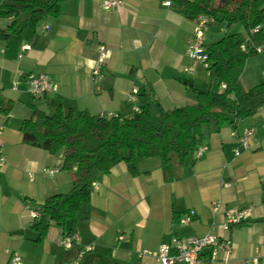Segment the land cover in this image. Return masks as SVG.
Listing matches in <instances>:
<instances>
[{
    "label": "crops",
    "instance_id": "1",
    "mask_svg": "<svg viewBox=\"0 0 264 264\" xmlns=\"http://www.w3.org/2000/svg\"><path fill=\"white\" fill-rule=\"evenodd\" d=\"M102 1L63 0L57 16L35 27L28 25L27 13L0 18V143L6 154L0 168V264H8L12 253L23 264H160L139 252L156 250L172 235L207 233L232 242L230 255L219 250L208 264H243L256 251L264 261V107L234 124L205 125L201 144L206 149L200 157L191 150L182 164L173 158L171 181H164L156 156L137 159L136 175L124 161L107 173L96 172L90 200L77 212L78 243L69 249L57 243L69 222L64 228L51 222L45 236L37 239L31 212H38L46 197L71 187L73 169L62 168V152L50 153L22 140L21 123L29 116L30 103L47 112L60 105L64 112L73 108L91 115L130 117L127 96L132 88L169 110L194 104L195 89L208 85H197L201 68L186 54L193 19L165 0H121L112 9L102 8ZM208 27L207 43L208 34H215L213 29L207 32ZM99 44L106 46L107 56L94 75ZM40 72L56 82L55 92H28V75ZM260 79L264 70L240 74L245 89ZM243 127L254 129L247 147L232 134ZM45 167L58 171L48 175ZM214 200L221 202L217 211L211 209ZM227 207H250L249 217L224 229ZM187 210L194 211V219L182 224L179 217ZM86 245L93 250L79 256Z\"/></svg>",
    "mask_w": 264,
    "mask_h": 264
},
{
    "label": "trees",
    "instance_id": "2",
    "mask_svg": "<svg viewBox=\"0 0 264 264\" xmlns=\"http://www.w3.org/2000/svg\"><path fill=\"white\" fill-rule=\"evenodd\" d=\"M63 0H0V18L27 13L28 25L35 27L48 16H57ZM185 17L203 14L242 24L247 37L224 32L206 42L208 85L196 90V102L166 110L147 95H138V111L130 117L91 115L84 110L60 105L44 111L29 104V116L21 123L22 140L50 153L62 152V168L73 169L71 187L52 194L37 208L31 227L40 240L51 222L75 232L77 212L90 200L96 172L107 173L118 162L128 164L131 174L139 173L137 159L158 157L164 181L172 180V159L182 164L191 150L203 142V127L234 124L264 107V81L245 89L240 74L247 57L264 46V0H170ZM256 27L257 30L253 31ZM14 22L9 24L13 30ZM221 83L225 88H221ZM155 114L157 117H155Z\"/></svg>",
    "mask_w": 264,
    "mask_h": 264
},
{
    "label": "built area",
    "instance_id": "3",
    "mask_svg": "<svg viewBox=\"0 0 264 264\" xmlns=\"http://www.w3.org/2000/svg\"><path fill=\"white\" fill-rule=\"evenodd\" d=\"M121 3V0H103L101 6L104 9H112L117 7ZM164 4L170 5V0H165ZM216 20L213 16L200 14L193 18L194 27L192 33L187 41L186 54L187 56L196 61L206 70L209 67L208 52L206 50L205 42V29L208 25L214 23ZM258 27L253 29L256 31ZM27 45H23L22 48H26ZM256 51H264V46L256 47ZM107 56L106 46L103 44L98 45V54L92 66V73L98 74L104 65ZM191 67H185L184 71L191 73ZM27 90L33 96H43L49 93H53L57 90V84L46 73H30L26 80ZM221 88H225V84L221 83ZM11 88L16 90L17 84L12 83ZM127 101L132 105L133 112L138 111V95L137 89L132 88L131 92L127 96ZM2 124H0V131ZM240 146L247 147L249 145L250 138L254 135V129L252 127H243L240 132L233 131L232 133ZM205 144H200L195 148L196 157H200L202 152L206 149ZM240 150L234 149V155L238 156ZM6 164V154L2 149L0 143V168ZM58 171V167H45L43 172L52 175ZM95 186V183H92ZM228 185V184H225ZM221 206L219 200L211 202L212 211H217ZM250 214V207L237 208L227 207L224 212L223 228L229 229L232 225L239 224L245 221ZM39 213L32 211L31 216L37 217ZM194 211L187 210L179 217V222L182 224L190 223L194 219ZM123 236L119 235L118 239H122ZM79 241V235L76 232L67 233L64 232L58 239L57 243L65 248L69 249ZM93 250L92 245H86L79 251V256L85 252ZM219 250H222L225 255H230L232 252V242L228 237H220L218 235L207 233L204 235H192L188 237H180L172 235L168 242L162 243L156 250L149 251L143 250L139 252V256L150 255L154 257L160 264H208L210 261L217 257ZM8 264H23L20 256L17 253L10 255ZM243 264H264V261L260 259V254L256 251L254 254L244 258Z\"/></svg>",
    "mask_w": 264,
    "mask_h": 264
},
{
    "label": "rangeland",
    "instance_id": "4",
    "mask_svg": "<svg viewBox=\"0 0 264 264\" xmlns=\"http://www.w3.org/2000/svg\"><path fill=\"white\" fill-rule=\"evenodd\" d=\"M208 28L209 29H207V32H209L210 29H213V32H215L213 37H210L209 34L207 33L208 34V36H207L208 42H212V41L216 40L217 37L219 38V36H222V34L224 32L236 31V32L241 33L245 37H247V32H246L245 28L243 27L242 24H239V23H234V24H231L230 26H227V24L224 21H222V22L215 21L214 23L209 25ZM220 28H222L223 30H218ZM199 66L201 68V73H200V76H198L199 80L197 79L198 80L197 85L200 87H205L207 85V82H208L207 70L203 66H201L200 64H199ZM250 69H252V70L258 69V73L262 74V70H264V51H256L255 53H252L247 57L245 64H244V67L242 69L241 75H244V73L246 71H249ZM262 80H264V79H260V81H258V82H262ZM155 117H157L156 114H155ZM191 156H192V153H191ZM175 159H177L176 156H174V163H177V160H175ZM237 225H239V224H236L235 226H237Z\"/></svg>",
    "mask_w": 264,
    "mask_h": 264
}]
</instances>
